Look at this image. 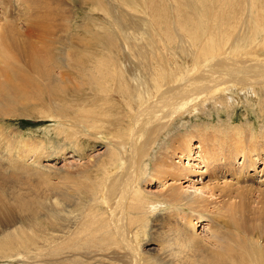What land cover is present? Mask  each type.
I'll list each match as a JSON object with an SVG mask.
<instances>
[{
	"label": "bare ground",
	"instance_id": "obj_1",
	"mask_svg": "<svg viewBox=\"0 0 264 264\" xmlns=\"http://www.w3.org/2000/svg\"><path fill=\"white\" fill-rule=\"evenodd\" d=\"M49 1L14 0V7L17 9L21 5L23 15H27L26 29L21 34L15 28V24L8 21L9 0H0V109L9 114L10 111L3 105L11 102L21 109L16 113L17 116H29L26 113L29 107L40 103L42 105L46 101L52 111L47 116L56 119L58 124L78 125L83 128L86 123L87 130L89 128L95 130L97 125L88 121L96 113H99L98 117L101 113L103 117H107L105 112L108 105L102 106L101 103L107 97L112 98V101L116 99L118 101L116 103H120L127 111L129 123L124 128L126 130L124 135L119 130L112 134L118 140L115 142L113 141L115 139H111L112 147L117 149V153H111L103 162V165L109 163L103 176V180L108 182V185L103 200L96 202L106 203L105 212L102 211L99 215L88 213L85 222L80 223L74 231L71 230L68 217L73 207V197L58 193L46 195L41 191L37 192L36 189L21 191L22 179L5 175L8 170L15 173L26 169V160L29 156L35 158L32 164H40V159H43L44 144L41 141L31 143L28 139L16 135L13 139L11 138L13 136L10 137L8 133L3 134L2 129L0 130V148H4H1L4 154H0V233L1 230H7L17 222L39 217L41 212L55 218L52 233L45 240L44 249L39 247L40 242L35 238L30 239L26 244L21 237L16 236L18 249L23 250L15 254H7L11 246L5 243L0 246L3 249V256L10 260L12 258L14 264H19L18 262L21 264H125L126 259L129 264H143V258H140L137 252V248L142 244L136 241L139 238L138 229L134 228L133 231L130 225L133 223L134 212L137 215L153 213L156 205L153 202L143 203L146 197H143L137 189L140 181H143L148 174L150 181H158L163 185L170 181L159 200L163 202L162 204L166 202L174 204V208L181 203L189 207L201 206L204 196L208 194V197H211L214 191H219L221 197L225 199L220 209L216 208L207 216L208 222L198 233L195 229L196 222L190 219L183 221L182 224L174 222L173 226L169 227L170 230L168 229L167 241L177 249L169 248L167 252L162 249L163 245L158 243L157 249H150L151 252L144 251L148 253L145 261L149 264L150 261L158 264H264V206L260 205L254 210L256 214L248 216V221L244 222L245 216L253 213V211L249 212L245 201L250 186L237 187L252 176L248 175L247 171L255 169L257 163L255 157L260 153L264 154V130L260 128L259 131L253 130V132L251 126L245 130V126L243 128L238 125L237 128L229 131L231 125L229 123L218 128L210 125H192L188 131L178 133L173 140L175 146L172 155H176L180 161L186 159V163L180 162L176 165L178 161H172L171 154L167 160L154 156L151 166L145 160L151 157L152 150L162 138L166 137L164 134L169 132L168 130L174 129L178 124L184 126L182 119L185 116L188 122L191 114L203 113L208 107L227 108L231 106L230 100L233 95L234 100H237L238 96L235 94L237 91L244 94L252 93L256 97L260 95L259 104L256 103L263 107L264 61L257 64L255 62L259 60H253L246 65L245 61L240 62L224 56L227 50L235 53L243 44L247 45L250 42H230L226 50L223 49L225 47L222 42H214L211 39L212 42L211 36L208 40L211 42H189V46L182 48L181 52L189 53L190 61H183L184 59L178 61L164 53L160 54L155 42H145V46L150 48L147 52L148 57L128 58L129 55L125 54L121 62L113 58V73L105 75L101 49L93 55H88L87 50L79 52L72 47L74 43L70 40L72 37L70 36L68 41L62 43L71 45L65 50V63L57 67L60 71L55 74L45 60L47 41L59 44L57 40L61 34H56L55 31L59 33L64 31L67 21L73 19L71 13L74 9L77 13L86 15L85 9L88 4L95 5L97 13L104 17L105 23L108 20L110 25L114 24L116 27L121 26V23L117 24L115 19L112 20L111 15L104 11L107 9L104 0H73L74 9L71 8V12L63 9L64 4L61 0H52L51 8L47 7L51 3ZM121 1L126 4L128 0ZM117 5H120V2L117 1ZM255 6L248 4L250 13L247 19L248 33L243 36L245 41H251L260 35L261 31L264 32V18H255L253 11ZM230 17L227 16L223 21L233 20ZM103 20H100V26L97 25L100 30H105ZM83 29L87 31L89 28L86 26ZM181 29L184 31L182 26ZM102 37L92 32L91 37L84 39L102 43ZM221 37L225 40L224 32ZM200 38L201 36L194 30L190 40L199 41ZM40 40L44 42H40L39 45L33 43ZM77 45L81 47L85 44ZM108 45L105 46L107 49ZM129 48L132 49L134 46ZM108 51L111 52L110 49ZM124 60L133 61L132 66H126L128 63L125 64ZM143 62L146 67L141 65ZM75 77L79 84L72 82ZM5 116L8 115L0 112V117ZM210 127L212 130L206 131V128ZM245 134L247 140L243 138ZM193 139L198 141L194 149L199 151L195 154L191 153L190 147ZM238 155H241L242 163L239 167L232 168ZM259 160L262 161L259 173L262 172L264 176V155ZM199 164L202 166L196 171L197 173H194L197 177H193V168ZM150 168L152 173H148ZM218 176L223 181L215 182L217 185L212 186L211 189H214L212 192L209 185V187L204 185L197 188L194 186L205 177L213 181ZM227 177L233 182H227ZM175 182L179 185L173 186ZM184 182H187L193 190L182 191L180 186ZM10 187L14 191H11L12 197L9 198ZM204 188L210 191H203ZM235 191L237 193L233 195ZM103 215H107L106 219L99 221V216ZM217 223L219 225L221 223L224 227L222 232L214 231ZM232 227L239 234V236L235 235V238L243 237L241 241L246 249V259L238 258L240 261L233 259L232 255H227V251L215 255H209L211 251L208 249L199 252L200 246V249L209 248L202 241L201 234L202 236L204 233L211 234L210 239L222 245L224 243L222 233ZM97 232H101L104 237L97 236Z\"/></svg>",
	"mask_w": 264,
	"mask_h": 264
},
{
	"label": "rangeland",
	"instance_id": "obj_2",
	"mask_svg": "<svg viewBox=\"0 0 264 264\" xmlns=\"http://www.w3.org/2000/svg\"><path fill=\"white\" fill-rule=\"evenodd\" d=\"M51 1L52 0L49 2ZM61 1L64 4L63 9L65 8L66 11L70 10L71 12L74 9L72 5L73 0ZM104 1L106 2L107 7L104 11H106L108 15H111L112 20L114 18L117 24L121 23V26L116 27L114 24L110 25L111 23L108 20L105 23V19L103 20L104 17L97 13L98 10L95 5L90 6L88 4L85 9L86 15H81V12L77 13L74 9L71 13L73 19L67 21L64 31L60 33L55 31L56 34H61L57 40L59 44L47 41L48 48L45 51V60L47 66L52 68L55 74H58L60 71V68L57 67H59V65H64L65 63V50L71 45H68V43H62L68 41L70 36H72L70 40L74 43L72 47L79 52L87 50L88 55H93L101 49L100 54L102 55L105 63V67L103 69V73L105 72V75H111L113 73V58H116L118 62H121V60L123 61L125 54L129 55L127 56L128 58L148 57L147 52L150 48L149 46H145V42H155L156 49L160 51V54L164 53L168 57L175 60L177 59L178 61H182L183 59V61H190L189 53L186 54L187 52H181L182 48L189 46V42H211L213 40L214 42H222L225 47L223 49L225 50L228 48L227 44L229 45L230 42H250L247 43V45L246 43L243 44L239 51L235 53H231L227 50L226 53H224V56L233 58L234 60L240 62L245 61L244 63L246 65L252 63L253 60H259L258 62H255L257 64L264 61V32L262 33L261 31V34L251 41H245L243 39V36L248 33L247 19L250 13L248 10V4L253 6L257 4L253 10L255 18H264V0H124L127 1L126 4H123L121 0ZM117 1L120 2V5H117ZM9 3L8 21L14 23L15 28L22 34L26 29L25 17L27 15H23L21 5H19L17 9L14 7V0H9ZM260 5L262 7H259ZM51 6L52 2L47 7L51 8ZM193 14H195V16ZM189 16L190 18H188ZM227 16H231L230 18L233 20L224 22L223 20H226ZM101 19L103 20L105 30H100L97 26L101 25ZM86 26L89 29L84 31L83 28H86ZM181 26L185 32L182 31ZM188 26L191 27L188 28ZM218 28H220V30ZM194 30L198 32L199 36H201V40H190ZM92 32L101 35V37L103 36L101 38L103 44L101 42H95L94 40L91 41V39H84L91 37ZM223 32L225 40H223L224 37H221ZM209 36L212 37L210 38V40L212 39L211 41H208ZM109 41L110 45H108ZM40 42L44 41L40 40L39 42L33 43H37V45H39ZM83 43L85 44L84 46L79 47L77 45H82ZM97 43L100 45L98 46ZM164 44L167 45V48L169 45L172 48L169 47V49H167ZM106 45L109 46L108 49L106 48ZM126 45H128V47ZM143 45L144 47H141ZM178 45L179 47H177ZM181 45L183 47H180ZM133 46L134 48H129ZM138 46L140 47L138 48ZM245 47H248L247 49L249 52H246L247 49H245ZM109 49L111 52L108 51ZM106 50L108 52H106ZM171 51L174 53L172 54ZM178 53L180 56H178ZM11 54L13 55L14 53L11 51ZM11 54L9 55L11 56ZM155 54L158 55L159 53L155 52ZM124 61L125 64L128 63L126 66H132L133 61ZM141 65L146 67L145 62ZM94 76L96 77L97 74ZM72 82L74 84H79L77 82V77L73 78ZM43 83L45 84V82ZM66 94H68V92H66ZM235 94L238 97L237 100H234V95L232 94L233 98L230 100L231 106L227 108L213 106L208 107V109L203 113L198 112L197 114H191L188 122L185 119V116L184 119H182L184 120V126L178 124V126L174 129L168 130L169 132H164L166 137L162 138L161 142L157 143L154 150H152L151 157L145 158L146 163L151 166L154 156L155 158L158 157L163 160H167V157L170 154L172 161H178V164L176 165H179L180 162L186 163V159H181L180 161L176 158V155H172V152L174 151L173 148L175 146V141L173 140H175L178 133L184 132L185 130L188 131L192 125H210L218 128V126H224L225 123H229L231 124L229 126V131L234 130L235 127H238V125H241L243 128L245 126V130H248L249 126L253 128L252 131H259L260 128L261 130H264V105L263 107L260 105L258 106L261 96L259 95V97H256L252 93L244 94L243 92L239 93L238 91ZM116 102H118L116 99H113L112 101V98L110 99L107 97L102 100V106L105 104L108 105V109L105 112L107 117H103V113H101V116L98 117L99 113H96V115L88 121V123L97 125L95 130H91L90 128L87 130V128H85L86 123L83 128L78 125L58 124L56 119L47 116L52 111L50 107H48V103L46 101L42 105H40V103L34 107H29L26 111L29 116H17L16 113L21 111V109L11 102L3 105L7 107L8 111H10L9 114L0 109L1 113L8 115L0 117V121L2 120L0 122V130L2 129L3 134L8 133L10 137L13 136L11 137L13 139L19 136L23 139H28L31 143L33 141H41V143L44 144L42 154L43 159H40V164H32V161H34L35 158H33L34 156H29L26 160V169L23 170L25 173L23 171H15L14 173L12 170H8L5 175L22 179V185L20 187L21 191L27 192L29 189H36L37 192L41 191V193L43 192L46 195L58 193L73 197V207L71 208L68 216L71 222V230L73 231L80 226V223L85 222L88 213L92 212L99 215L102 211L105 212L106 203L99 202L102 203L99 204L96 202L103 200V196H105L106 193L105 189L108 185V182L103 180V176L105 175L104 170L109 167V163L103 165V162H105V159L109 157L111 153H117V149L112 147L113 143L111 142V139H115V136L112 134H114L116 130H119V132L124 135L126 132L124 128L129 123L128 114H126L127 111L122 108L120 103ZM211 130V127L206 128V131L208 132ZM243 138L247 140L246 134ZM113 141L117 142L118 140L115 139ZM197 142V139L191 140V153L195 154L199 151L198 149H194ZM33 144L35 145L36 143ZM1 148L0 154H4V148L2 150ZM263 155V153L258 154L257 157H255L257 161L255 169L247 171L248 175L250 174L252 176L247 178L244 184L240 183L239 186H237L238 188H242L246 185L247 187L250 186V192L248 196H246L245 201H247L246 204L249 212L253 211V213H248L245 216L244 222L248 221V216L256 214L254 210L258 209L260 205L264 206V176H262V172L259 173L262 168V161L259 159ZM241 163V155H238L233 162L232 168L235 166L239 167ZM201 166L202 165L199 164V166L193 168V177H197L194 173ZM33 167L35 170L32 169ZM148 173H152V168L148 170ZM147 176L148 174L144 177L143 181H140L138 188L137 185L135 188L140 191L143 197H146L143 199V203L146 204L153 202L156 205L154 206L153 213L146 212L144 215H137L134 212L132 219L134 225H132L133 223L130 225L131 228H133V231L134 228L138 229L139 238L136 241H139L142 244L139 248H137V252L139 253L140 258H143V264L148 262L145 261L148 253L144 251L157 249L159 247L158 243H161L163 245L162 249L167 252L169 248L174 250L177 249L176 246L167 241L169 239L168 233L171 228L170 226H173L174 222L182 224L183 221L190 219L194 223L196 222L195 229L198 233L203 229L204 224L208 222L207 216L211 212L215 211L216 208L220 209L223 200L225 199L224 197H221L219 191L211 189L213 188L212 186L217 185L215 182L221 180L220 176L215 179L211 178L214 179L213 181H209L207 177L203 178L201 181L197 178V180H199V184L194 186L197 188L199 186L205 185L206 187L209 185L210 187H208L211 189V192L214 191L213 196L208 197L209 195L206 194V196H204V201H201V206L195 205L189 207L181 203L177 204L174 208V204H171L170 202L162 204L163 202L159 200L162 196V192L165 193V188L170 181H167V183L163 185V183H159L158 181H150ZM226 179L227 182L230 181V177H227ZM194 180H196V178ZM230 182H233V180ZM178 185L179 183L175 182L173 186ZM180 187L182 188V191L193 190L187 182L181 184ZM209 189L204 188L203 191H208ZM11 191L14 190L10 187L9 198L12 197ZM236 193L237 192L235 191L233 195H236ZM46 214L47 213L44 214V212H41L40 216L35 218L36 220L30 219L29 221L31 222L27 220L20 223L17 222L11 228L4 231L1 230L0 246H3L5 243L11 246L7 251V254H15L16 252L23 250L22 248L18 249L19 244H17L15 240V237L17 236L21 237L26 244L30 241V239L35 238L36 241L40 242L39 247L44 249L45 240L49 238L48 236L52 233V228L55 223V218L51 217L50 214ZM199 215L202 217L200 216L199 218ZM106 217L107 215L99 216V221L105 220ZM37 229L39 230L37 231ZM223 229L224 227L221 223L220 225L217 223L214 227V231L216 230V233L219 231L222 232ZM208 234L204 233L203 236L202 234L200 236L203 237L201 238L202 241L206 244V247L209 246V248L200 249V246V248H198L199 252H203L208 249L211 251L209 255H215L227 251V255H232L233 259L238 261H240L239 259H246V249L242 245L241 241L243 237L240 236L238 239L234 237L235 235L239 236L234 227L227 229L224 233H222V239L224 241L222 245L214 243V241L210 239L211 234ZM96 235H102L104 237L101 232H97ZM107 241L109 242L110 240L108 239ZM41 251L42 253H45L44 250ZM150 262V264L155 263L153 261ZM14 263L15 261L12 260V258L10 260L8 257L3 256V249L0 248V264ZM18 263L21 264L20 262ZM125 264H129L128 259L125 260ZM147 264H149V262ZM155 264L158 263L156 262Z\"/></svg>",
	"mask_w": 264,
	"mask_h": 264
}]
</instances>
